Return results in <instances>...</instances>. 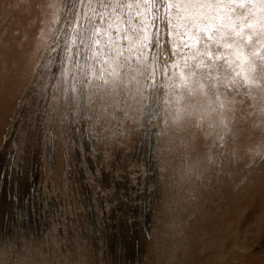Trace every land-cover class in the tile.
I'll return each mask as SVG.
<instances>
[{"label": "rangeland", "instance_id": "374dc122", "mask_svg": "<svg viewBox=\"0 0 264 264\" xmlns=\"http://www.w3.org/2000/svg\"><path fill=\"white\" fill-rule=\"evenodd\" d=\"M73 2L0 0V264H264V3Z\"/></svg>", "mask_w": 264, "mask_h": 264}, {"label": "snow or ice", "instance_id": "6c2138e0", "mask_svg": "<svg viewBox=\"0 0 264 264\" xmlns=\"http://www.w3.org/2000/svg\"><path fill=\"white\" fill-rule=\"evenodd\" d=\"M85 0H79V3H84ZM88 4L90 5L93 0H87ZM97 3H99V5L103 8H107L111 3H113V0H107V3L105 2V0H96ZM114 2L116 4H119L121 6H126L128 8L132 7V4L129 2L126 5L124 3H122V0H114ZM137 2H139V0H137ZM157 0H143V3L148 4V3H156ZM225 0H161L162 4H165L169 9H171L172 7H177V8H182V10L184 11H188L190 8L193 7H211L212 4H222L224 3ZM229 3H237V0H228ZM245 2H247V0H239L238 2V7L240 9H243L245 6ZM262 3H264V0H261ZM71 7L74 9L75 8V0L73 2V4L71 5ZM90 11L93 13V15L97 16L100 18V24L97 25L95 22H93L91 19L89 20V27L87 29H84L81 33H79L78 35V39L80 41V44L82 46H86L88 47V49L91 51L93 46L95 47H99V45L101 44V40L100 37L103 34H106L108 32L109 29L112 28V25L116 23L115 20L112 21V23H107V21L104 20V13L99 12L96 9H90ZM139 15V14H138ZM135 19V17H132L126 21H121L123 23L126 24V26L135 33V38L139 39L140 38V32L136 30L135 26L133 25L132 21ZM69 26H71L72 24H76L78 23L77 20H75V18H73L72 20L68 21ZM107 25V27H104V25ZM248 28H253L254 25L252 24H248L247 25ZM209 28H201L200 31L202 33H205L206 36V43L207 42H213V37L211 35H207V32L209 31ZM66 35V39H67V34ZM234 37H239L241 41H243L245 38L243 36L242 31H234L233 33ZM122 40H128L129 36L128 35H123L121 36ZM221 39H224L223 37H221ZM247 40L249 42L252 41V37L249 36L247 37ZM106 46L108 45H114L116 43V40L113 39L112 37H109L108 41L105 42ZM215 43L219 45V41H215ZM233 43H236V41L233 39L232 42H228L227 40L225 41V43L223 44V47H227V48H232ZM98 52H93V56L98 55ZM122 55V53H121ZM252 56H259L261 61H264V56H261L259 52L257 51H252L251 53ZM208 56L209 59H212L213 57V53L211 51V48L209 47L208 49ZM215 58L217 60H221L223 59L222 56L220 55H216ZM125 62H127V57H125ZM262 68V73H264V64L261 65ZM237 75H240V73H237ZM238 94V93H237Z\"/></svg>", "mask_w": 264, "mask_h": 264}]
</instances>
